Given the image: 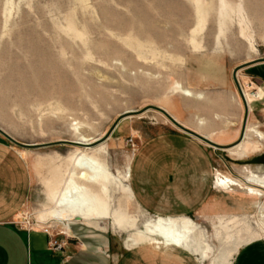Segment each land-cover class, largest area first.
<instances>
[{
	"label": "rangeland",
	"instance_id": "1",
	"mask_svg": "<svg viewBox=\"0 0 264 264\" xmlns=\"http://www.w3.org/2000/svg\"><path fill=\"white\" fill-rule=\"evenodd\" d=\"M261 56L264 0H0V140L22 155L30 177L14 220L103 264H238L250 251L264 258V192L251 194L244 182L264 173V141L249 131L264 134V88L241 66ZM196 147L209 161V190L190 209ZM97 152L116 182L100 192L87 190L74 164ZM146 153L178 167L186 213L161 214L138 194L132 171ZM71 179L86 191L75 187L73 197L96 196L135 226L52 217L73 199ZM155 183L149 193L158 197L165 185ZM158 216L191 219L195 252L131 244Z\"/></svg>",
	"mask_w": 264,
	"mask_h": 264
},
{
	"label": "crops",
	"instance_id": "2",
	"mask_svg": "<svg viewBox=\"0 0 264 264\" xmlns=\"http://www.w3.org/2000/svg\"><path fill=\"white\" fill-rule=\"evenodd\" d=\"M243 65L251 68L257 84L264 88V56L248 60L241 64ZM195 149L198 154L194 158L196 164L188 169H192L199 178V187L192 192L189 190L190 196L186 199L188 203L185 207L190 209L199 207L209 190V185L205 182L209 170L208 158L201 148ZM156 150L157 148L153 149ZM153 161L152 155L147 153L137 161L138 164L132 171L138 183L135 184L136 191L144 200L153 201L157 206L155 209L161 214L186 213L181 210L184 207L181 202L185 199L178 198L186 192L178 189L175 184L178 167H166ZM156 181L165 185L162 195L158 197L149 193L157 184ZM29 186V171L24 158L0 140V264H103L102 257L85 247H77L75 252L54 250L50 247L47 233L38 228L24 227L14 220L15 214L27 198ZM238 264H264V258L259 253L245 252Z\"/></svg>",
	"mask_w": 264,
	"mask_h": 264
},
{
	"label": "bare ground",
	"instance_id": "3",
	"mask_svg": "<svg viewBox=\"0 0 264 264\" xmlns=\"http://www.w3.org/2000/svg\"><path fill=\"white\" fill-rule=\"evenodd\" d=\"M244 98H245V95H244ZM220 102H222V101H220ZM223 104H225V103H223ZM223 104H222V107L226 106V104L225 105H223ZM210 105H212V104H210ZM227 106H229V105H227ZM210 108H212V107H210ZM231 108H229V109H231ZM249 131H251L253 134H255V136L257 137L258 140L264 141V134L261 131L255 129V128H249ZM81 140L88 141L89 139L81 138ZM246 147L247 146H244V147L240 146L237 149H238V151L241 150L244 152L247 149ZM98 155H100V152H97L94 156H90V155H86V154H78L74 158V164H76V167L78 169H80L79 173H78V178L82 179L81 181L83 182L84 186L87 187L88 191H91V188H89V186L90 187L94 186L95 191L100 192L101 190L103 191L104 188H106V187H108V189H109V185L116 184L113 176H111V174L108 172L107 168L99 160ZM217 182L223 183V184L229 185V186H231V185L232 186L233 185L234 186H241V183L233 182L231 179L228 180L225 178H221V180L220 181L217 180ZM244 182L254 186V187L249 188L251 194H253L255 196H260L262 194V192H264V173L257 174V175L250 173L246 177H244ZM67 183H68V185H67L68 190L65 193H70V196H72V197L74 195H77L76 194L77 191L75 192V194L73 192L74 191L73 188L76 187V184L73 181V179L69 180ZM76 188L78 190H81L82 193L85 191L83 188H79V187H76ZM78 194H80L79 196H84V195H81V192H79ZM124 194H125V192H124ZM67 197H69V196H67ZM65 200H66V198H65ZM69 202L70 203H68L66 205V207H64L60 211H54L53 213H51L52 217L73 218V217L78 216V217H81V218H84L87 220H90L92 218H94V219L111 218L114 221L113 222L114 226L118 227V229L122 228L123 230L132 228L136 224L133 221H131V222L127 221L120 209H116L115 206L113 208L112 205L107 204L106 201H102V200L97 199L96 196H92L91 198L88 197L87 199H84L81 197H73V199H71V201H69ZM60 204H62V203H60ZM150 223H153V225H151ZM163 225H165V226H163ZM178 226H179V228L181 227V229L179 230V232L177 230V233H178L177 234V233H175V231H176V227L178 228ZM143 227H144V231H141V230L136 231L135 233H133L131 235L132 236L131 237L132 240H130L132 242L131 244H133V243L134 244L146 243V244H155V245H160V244L172 245L175 247L186 249V250L190 251L191 253L195 252V251H193L192 243L187 239L188 236H186L187 234H189V232L193 228V221L187 217H184V216H177V217L158 216L156 218V220L154 219V221H152V220L146 221ZM151 228H153L154 231L156 230L154 228H157L159 234L154 233ZM191 235H194V234H191ZM249 238H252V236H249ZM128 240H129V237H128ZM240 241H241L240 243L245 242V240H242V239ZM129 246L131 247V245H129ZM155 248H156V246H155ZM195 250H197V249H195ZM204 257H206V255Z\"/></svg>",
	"mask_w": 264,
	"mask_h": 264
},
{
	"label": "built area",
	"instance_id": "4",
	"mask_svg": "<svg viewBox=\"0 0 264 264\" xmlns=\"http://www.w3.org/2000/svg\"><path fill=\"white\" fill-rule=\"evenodd\" d=\"M24 227H27V228H33V227H30V226H25L23 225ZM48 234V233H47ZM49 235V234H48ZM50 236V235H49ZM49 244H50V247L54 250H61L63 248V244L62 243H59L57 242L56 240L54 239H51L50 237V240H49Z\"/></svg>",
	"mask_w": 264,
	"mask_h": 264
},
{
	"label": "water",
	"instance_id": "5",
	"mask_svg": "<svg viewBox=\"0 0 264 264\" xmlns=\"http://www.w3.org/2000/svg\"><path fill=\"white\" fill-rule=\"evenodd\" d=\"M73 143H76V144H82L81 142H77V141H76V142H73Z\"/></svg>",
	"mask_w": 264,
	"mask_h": 264
}]
</instances>
